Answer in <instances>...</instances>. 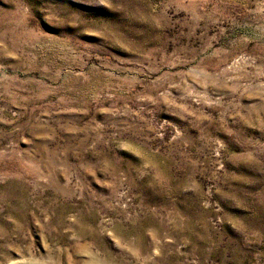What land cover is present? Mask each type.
I'll use <instances>...</instances> for the list:
<instances>
[{"label": "rangeland", "instance_id": "obj_1", "mask_svg": "<svg viewBox=\"0 0 264 264\" xmlns=\"http://www.w3.org/2000/svg\"><path fill=\"white\" fill-rule=\"evenodd\" d=\"M0 264H264V0H0Z\"/></svg>", "mask_w": 264, "mask_h": 264}]
</instances>
